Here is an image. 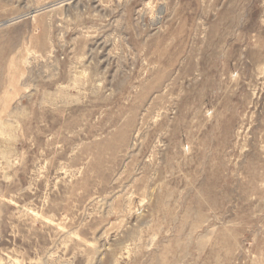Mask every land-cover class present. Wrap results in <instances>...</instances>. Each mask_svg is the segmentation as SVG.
Segmentation results:
<instances>
[{"label": "rangeland", "instance_id": "obj_1", "mask_svg": "<svg viewBox=\"0 0 264 264\" xmlns=\"http://www.w3.org/2000/svg\"><path fill=\"white\" fill-rule=\"evenodd\" d=\"M6 22L0 264H264V0H0Z\"/></svg>", "mask_w": 264, "mask_h": 264}, {"label": "water", "instance_id": "obj_2", "mask_svg": "<svg viewBox=\"0 0 264 264\" xmlns=\"http://www.w3.org/2000/svg\"><path fill=\"white\" fill-rule=\"evenodd\" d=\"M51 7H52V6L46 7L44 10H47V9H49V8H51ZM8 24H10V22L3 23V24L0 25V26H5V25H8Z\"/></svg>", "mask_w": 264, "mask_h": 264}, {"label": "bare ground", "instance_id": "obj_3", "mask_svg": "<svg viewBox=\"0 0 264 264\" xmlns=\"http://www.w3.org/2000/svg\"><path fill=\"white\" fill-rule=\"evenodd\" d=\"M57 6V5H56Z\"/></svg>", "mask_w": 264, "mask_h": 264}]
</instances>
